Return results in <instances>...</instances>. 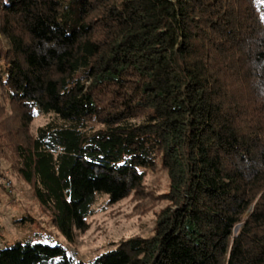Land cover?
Wrapping results in <instances>:
<instances>
[{
	"label": "trees",
	"instance_id": "1",
	"mask_svg": "<svg viewBox=\"0 0 264 264\" xmlns=\"http://www.w3.org/2000/svg\"><path fill=\"white\" fill-rule=\"evenodd\" d=\"M0 100L16 171L70 242L99 197L168 180L148 237L88 262L17 240L0 264H264V0H0Z\"/></svg>",
	"mask_w": 264,
	"mask_h": 264
},
{
	"label": "rangeland",
	"instance_id": "2",
	"mask_svg": "<svg viewBox=\"0 0 264 264\" xmlns=\"http://www.w3.org/2000/svg\"><path fill=\"white\" fill-rule=\"evenodd\" d=\"M98 99L107 106L117 103L115 94L108 90L98 95ZM13 115L11 106L0 100V145L3 148L0 152V247L17 240L31 239L32 242L63 246L75 259L88 262L130 237L151 235L157 213L165 204L158 197L168 185L167 176L159 167L147 172L145 191L131 193L114 204H109L104 196L99 197L93 206V214L87 217L88 228L77 232L70 242L34 197L30 185L16 171L15 158L4 137L15 126ZM46 120L43 115L35 117L29 133L34 134L36 127ZM7 179L12 182L11 193L5 188ZM26 216L30 218L28 223L22 225L16 221Z\"/></svg>",
	"mask_w": 264,
	"mask_h": 264
},
{
	"label": "built area",
	"instance_id": "3",
	"mask_svg": "<svg viewBox=\"0 0 264 264\" xmlns=\"http://www.w3.org/2000/svg\"><path fill=\"white\" fill-rule=\"evenodd\" d=\"M0 163H1V157H0ZM5 188L8 192H12V182L10 179H7L6 182H5Z\"/></svg>",
	"mask_w": 264,
	"mask_h": 264
},
{
	"label": "water",
	"instance_id": "4",
	"mask_svg": "<svg viewBox=\"0 0 264 264\" xmlns=\"http://www.w3.org/2000/svg\"><path fill=\"white\" fill-rule=\"evenodd\" d=\"M239 226H240V224L239 225H237L235 228H234V232L236 231V229H237V231L235 232V233H237L238 232V228H239Z\"/></svg>",
	"mask_w": 264,
	"mask_h": 264
}]
</instances>
